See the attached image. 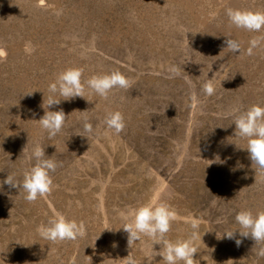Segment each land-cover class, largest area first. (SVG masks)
Returning a JSON list of instances; mask_svg holds the SVG:
<instances>
[{"label": "rangeland", "instance_id": "obj_1", "mask_svg": "<svg viewBox=\"0 0 264 264\" xmlns=\"http://www.w3.org/2000/svg\"><path fill=\"white\" fill-rule=\"evenodd\" d=\"M229 9L264 10V0H0V182L8 174L23 181L37 144L58 164L53 190L34 203L22 189L0 186V264H88V257L121 264L129 253L149 264L150 238L130 249L120 227L125 215L159 201L177 212L168 239L184 238L190 221L201 220L199 264H264L257 255L264 243L238 232L239 247L223 238L239 227L240 210L264 211V176L247 140L235 135L233 112L264 106V44L245 55L264 32L231 25ZM229 36L241 42L239 53L225 48ZM72 66L84 68L85 86L116 70L131 86L107 99L86 86L84 98L50 108L68 118L48 139L41 105L48 85ZM115 110L126 121L119 134L105 123ZM56 213L82 221L86 235L44 240L39 227ZM151 264L164 261L156 256Z\"/></svg>", "mask_w": 264, "mask_h": 264}, {"label": "clouds", "instance_id": "obj_2", "mask_svg": "<svg viewBox=\"0 0 264 264\" xmlns=\"http://www.w3.org/2000/svg\"><path fill=\"white\" fill-rule=\"evenodd\" d=\"M227 15L231 25L238 29L255 33L264 32V10L229 9ZM224 43L227 50L233 53L240 52L241 42L239 40L229 36L226 37ZM262 44H264V35L252 38L245 55H254V49ZM5 56L6 53L0 49V58ZM179 70L175 66L170 68L173 74L178 73ZM83 74V67H68L58 73L54 82L48 85L47 99H43L41 105L44 108V115L38 120L40 127L46 131L48 139L54 138L61 132L68 118L62 108L56 111L49 110L50 108L60 105L62 101H70L76 97L84 98L86 86L104 99H107L115 88L128 89L131 86V81L118 70L93 75L87 80L86 86L82 82ZM34 91L36 90L26 94L30 96ZM204 92L208 96L214 94L215 86L211 80L204 86ZM233 112L237 114L234 121L235 135L247 140L246 150L251 164L256 166V171L260 175L264 176V106L254 104L247 110L237 107L233 109ZM105 123L117 134L126 127L125 117L119 110L108 111ZM84 130L89 133L94 131L92 124L87 122V118ZM31 159L35 160V164L24 172L22 182L18 181L14 174H8L6 179L0 182V186L6 184L10 188L22 189L25 193L24 199L29 203H34L39 197H44L53 190L52 173L56 171L58 164L52 156L45 155V146L40 144L34 147ZM176 218L177 212L168 202H150L137 207L131 216L125 215V223L120 228L128 234L127 245L130 249L142 237L150 238L151 259L148 260L149 264L156 256H161L164 264H181V262L182 264H199L193 256L199 252V243H203L204 233L201 234L200 231L201 220L193 218L190 221L191 231L184 238L171 240L167 238V235ZM235 221L239 227L226 231L223 238L234 240L236 246L239 247L242 240L236 238L238 232L240 237H250L257 244L264 243V211L253 213L251 209L244 208L236 214ZM39 234L44 240L52 243L73 241L86 235V226L82 221L77 222L62 213H56L54 217L48 219L47 223L39 227ZM154 244L161 246L159 252L154 251ZM115 246L113 244V247ZM257 255L264 257V247L259 248ZM120 260L121 264H139L130 253ZM88 264H91V257H88Z\"/></svg>", "mask_w": 264, "mask_h": 264}]
</instances>
